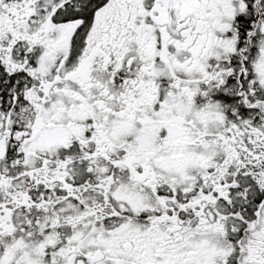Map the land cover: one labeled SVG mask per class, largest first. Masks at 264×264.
Wrapping results in <instances>:
<instances>
[{"label": "snow or ice", "instance_id": "obj_1", "mask_svg": "<svg viewBox=\"0 0 264 264\" xmlns=\"http://www.w3.org/2000/svg\"><path fill=\"white\" fill-rule=\"evenodd\" d=\"M0 264H264V0H0Z\"/></svg>", "mask_w": 264, "mask_h": 264}]
</instances>
